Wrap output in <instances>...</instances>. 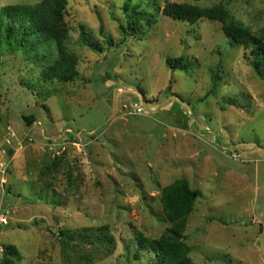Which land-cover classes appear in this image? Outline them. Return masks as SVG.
<instances>
[{"label":"rangeland","instance_id":"obj_1","mask_svg":"<svg viewBox=\"0 0 264 264\" xmlns=\"http://www.w3.org/2000/svg\"><path fill=\"white\" fill-rule=\"evenodd\" d=\"M67 2L75 80L41 79L53 50L40 65L0 45V236L19 253L12 264H154L136 256L134 234L158 238L170 225L160 193L178 179L199 191L184 232L192 264H264V79L218 22L162 14L168 3H222L264 38V0ZM134 6L150 21L128 35ZM80 26L102 50L80 42ZM179 57L185 69L166 65ZM85 228H106L112 247L64 246L59 230Z\"/></svg>","mask_w":264,"mask_h":264},{"label":"trees","instance_id":"obj_2","mask_svg":"<svg viewBox=\"0 0 264 264\" xmlns=\"http://www.w3.org/2000/svg\"><path fill=\"white\" fill-rule=\"evenodd\" d=\"M67 5V0H41L33 5H13L0 9V45L4 44L10 50L21 51L34 63L41 62L40 65L46 62L49 52L52 50L55 52V61L43 66L41 70L40 75L43 81L57 80L67 83L75 80L77 76L76 58L66 46L71 29L65 19ZM123 7V11L129 9L128 1ZM132 11L127 17L131 31L148 18L146 12L137 11L135 6ZM162 14L191 25L203 19L218 22L232 46L249 50L250 67L258 77L264 79V38L252 33L236 21L222 3L210 7H199L188 3H168L163 7ZM147 21L149 22L150 18ZM134 33L133 31L128 35H134ZM78 35L80 42L84 45L102 50L99 46H94L87 41L82 26L79 27ZM107 43L110 45L111 39L107 38ZM166 65L169 68H186V62L181 57L167 58ZM22 119L29 125L34 118L24 116ZM198 197L199 191L191 189L184 179L175 180L163 187L160 193V204L165 221L170 225L158 238L146 237L136 232L133 240L136 256L146 251L153 258L154 264H192L189 256L190 249L184 241V232L187 219ZM92 230L85 228L74 233L59 230L58 234L62 237L61 241L65 247L74 241L112 247L113 239L106 228L100 230V233ZM2 246L0 264H12V259H19V253L12 245L4 244L2 240ZM85 257L87 261L92 259L89 255Z\"/></svg>","mask_w":264,"mask_h":264},{"label":"built area","instance_id":"obj_3","mask_svg":"<svg viewBox=\"0 0 264 264\" xmlns=\"http://www.w3.org/2000/svg\"><path fill=\"white\" fill-rule=\"evenodd\" d=\"M5 151L0 149V227L8 224V211L3 209V200L7 196L6 190H4V176L7 173V162L5 161ZM1 234V233H0ZM2 238L0 236V253H2Z\"/></svg>","mask_w":264,"mask_h":264}]
</instances>
